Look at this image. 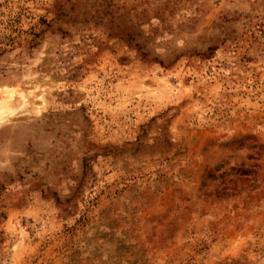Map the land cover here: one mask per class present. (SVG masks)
Wrapping results in <instances>:
<instances>
[{
    "label": "rangeland",
    "instance_id": "374dc122",
    "mask_svg": "<svg viewBox=\"0 0 264 264\" xmlns=\"http://www.w3.org/2000/svg\"><path fill=\"white\" fill-rule=\"evenodd\" d=\"M0 264H264V0H0Z\"/></svg>",
    "mask_w": 264,
    "mask_h": 264
}]
</instances>
